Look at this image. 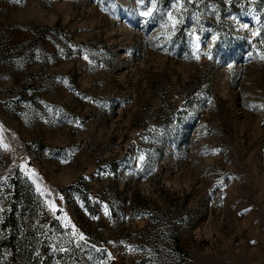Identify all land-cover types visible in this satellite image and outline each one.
I'll return each instance as SVG.
<instances>
[{
	"label": "rangeland",
	"instance_id": "rangeland-1",
	"mask_svg": "<svg viewBox=\"0 0 264 264\" xmlns=\"http://www.w3.org/2000/svg\"><path fill=\"white\" fill-rule=\"evenodd\" d=\"M261 56L264 0H0V264H264Z\"/></svg>",
	"mask_w": 264,
	"mask_h": 264
},
{
	"label": "snow or ice",
	"instance_id": "snow-or-ice-1",
	"mask_svg": "<svg viewBox=\"0 0 264 264\" xmlns=\"http://www.w3.org/2000/svg\"><path fill=\"white\" fill-rule=\"evenodd\" d=\"M215 39V38H214ZM199 57H197V59H198ZM261 59H264V56H261Z\"/></svg>",
	"mask_w": 264,
	"mask_h": 264
}]
</instances>
